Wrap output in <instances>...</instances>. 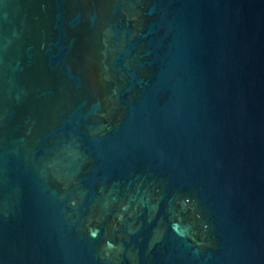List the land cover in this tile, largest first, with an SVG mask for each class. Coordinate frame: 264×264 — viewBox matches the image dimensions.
I'll return each mask as SVG.
<instances>
[{"label":"water","instance_id":"95a60500","mask_svg":"<svg viewBox=\"0 0 264 264\" xmlns=\"http://www.w3.org/2000/svg\"><path fill=\"white\" fill-rule=\"evenodd\" d=\"M0 264H264V0H0Z\"/></svg>","mask_w":264,"mask_h":264}]
</instances>
